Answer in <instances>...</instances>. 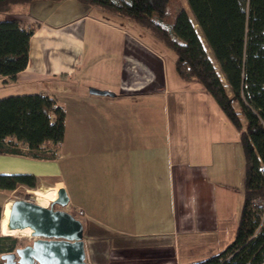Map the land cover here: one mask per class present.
Returning a JSON list of instances; mask_svg holds the SVG:
<instances>
[{
  "label": "crops",
  "instance_id": "obj_1",
  "mask_svg": "<svg viewBox=\"0 0 264 264\" xmlns=\"http://www.w3.org/2000/svg\"><path fill=\"white\" fill-rule=\"evenodd\" d=\"M13 10L35 29L26 68L0 82L20 94L55 96L65 129L55 160L0 155V174H32L40 185L65 188V209L83 211L87 264H199L223 250L235 232L230 223L225 239L230 188L198 150L192 156L181 148L187 131L171 136L168 69L152 37L76 0H34ZM89 159L97 163L91 184L76 173ZM35 195L52 201L57 188Z\"/></svg>",
  "mask_w": 264,
  "mask_h": 264
},
{
  "label": "trees",
  "instance_id": "obj_2",
  "mask_svg": "<svg viewBox=\"0 0 264 264\" xmlns=\"http://www.w3.org/2000/svg\"><path fill=\"white\" fill-rule=\"evenodd\" d=\"M31 1L0 0V15H10L0 20L1 77L13 79L27 66L35 27H26L13 8ZM76 1L148 31L173 52L178 76L200 84L237 128L244 156L243 205L238 223L233 240L199 264H264L261 210L252 205V201L264 199V0H186L194 23L184 8L172 16L168 12L170 0ZM64 129L65 109L53 95L0 98V155L53 161L58 157ZM37 185L32 174H0V189L7 192ZM1 212L0 204V218ZM18 246L17 237L0 234V255Z\"/></svg>",
  "mask_w": 264,
  "mask_h": 264
},
{
  "label": "rangeland",
  "instance_id": "obj_3",
  "mask_svg": "<svg viewBox=\"0 0 264 264\" xmlns=\"http://www.w3.org/2000/svg\"><path fill=\"white\" fill-rule=\"evenodd\" d=\"M18 5H16L15 7H18ZM183 8L187 11L189 17L194 23L193 15L187 6L186 0L169 1L168 12L171 13L172 16H175V14ZM7 18H10L9 14L0 15V20ZM124 21L126 23H129V21ZM131 25H133V23H131ZM194 26L198 35L201 37L204 47L208 52L210 58L212 59L213 64L217 67V64L210 55L205 41L201 36V32L196 25ZM136 27L138 28L139 35L141 37H144L145 35L149 36L150 38L152 37V39L154 40V42H151V46H153L154 48L153 51L159 52L161 54V57L168 69V115L170 123L169 131L171 136H174V134H176L175 130L180 134H183L184 131H187L188 136L184 135V139H182V144L180 145L181 148L185 149L187 152L192 150V156L195 151L198 150V157H201L203 162H210V165H212V169H218V176L216 178H218V180L220 179V182H222V184L228 185V187L230 188L229 191L227 190L226 210L228 211V217H230L231 219H229L227 222L225 230L226 232L224 236L225 239L228 240L230 233V223H233L235 229L243 205L244 156L239 140V132L237 128L224 115L222 110L217 105L216 101L204 90V88L200 84L196 82L185 81L178 76L175 71V56L173 52L166 46L158 44V40L148 31L142 29L137 25ZM146 40L149 41L150 39L147 37ZM8 83L9 82H0V92L1 94L5 93V95H0V98L9 95L20 94L14 84L7 85ZM235 106L238 107V105ZM197 135H199V140L191 139ZM197 144L199 148H197ZM172 145L173 140H171V147ZM176 146L177 145L174 144L173 150L176 148ZM91 159H89L88 162L85 161L82 163V165H79L76 172L77 175L79 177L81 176L82 180L87 184L92 183L91 179L93 175L97 181V175L93 173L97 169V163L95 165V162L92 163ZM89 169H92L93 172L89 171ZM65 172L66 170L64 169L63 173ZM210 175H213L212 170L210 171ZM59 185L60 184L55 183H51V185H40L38 183L37 187L33 189L21 186L12 192H7L6 190L0 189V204L2 206V209H4V212H1L0 218V234L3 236L17 237L19 240V246L29 244L32 239L14 236L11 233L12 231H9L7 229L8 216L6 212L9 208H3L4 203H11L16 199H26L31 202H35L37 196L35 195L36 191L42 192L45 190V188L52 186L58 188ZM4 195H6V199L2 201V197ZM37 197L38 203L40 199L46 200V198L44 197ZM46 201L49 202V200ZM79 210L81 209L75 208L72 211L75 213V216L83 220V217H81L83 213L81 215L76 213V211ZM232 240L233 239H231V241ZM87 263L88 261L86 256V264Z\"/></svg>",
  "mask_w": 264,
  "mask_h": 264
},
{
  "label": "water",
  "instance_id": "obj_4",
  "mask_svg": "<svg viewBox=\"0 0 264 264\" xmlns=\"http://www.w3.org/2000/svg\"><path fill=\"white\" fill-rule=\"evenodd\" d=\"M96 95H111L105 90L90 88ZM69 198L63 186L48 207L26 199L11 202L8 230L31 242L0 255L2 264H86L83 223L65 208Z\"/></svg>",
  "mask_w": 264,
  "mask_h": 264
},
{
  "label": "built area",
  "instance_id": "obj_5",
  "mask_svg": "<svg viewBox=\"0 0 264 264\" xmlns=\"http://www.w3.org/2000/svg\"><path fill=\"white\" fill-rule=\"evenodd\" d=\"M37 196L35 199L34 203H38L37 201ZM53 201V200H52ZM51 201L48 202V204L46 205V207H48V205H50ZM252 205L254 208L260 209L261 210V216H260V224H259V228L261 229L262 226H264V199H257L252 201ZM77 214L81 215L83 212L81 210L76 211Z\"/></svg>",
  "mask_w": 264,
  "mask_h": 264
},
{
  "label": "bare ground",
  "instance_id": "obj_6",
  "mask_svg": "<svg viewBox=\"0 0 264 264\" xmlns=\"http://www.w3.org/2000/svg\"><path fill=\"white\" fill-rule=\"evenodd\" d=\"M39 205H41V204H39ZM43 206V205H42ZM11 207V206H10ZM46 207V206H45ZM9 211H10V208L7 210V212H6V214H7V216H9ZM8 229V228H7ZM9 231H12L11 233L14 235V236H19L18 235V233H17V231L16 230H9Z\"/></svg>",
  "mask_w": 264,
  "mask_h": 264
},
{
  "label": "flooded vegetation",
  "instance_id": "obj_7",
  "mask_svg": "<svg viewBox=\"0 0 264 264\" xmlns=\"http://www.w3.org/2000/svg\"><path fill=\"white\" fill-rule=\"evenodd\" d=\"M26 245V244H25Z\"/></svg>",
  "mask_w": 264,
  "mask_h": 264
}]
</instances>
